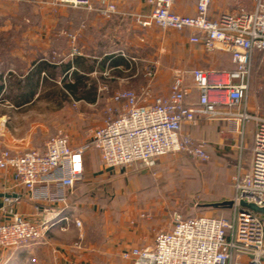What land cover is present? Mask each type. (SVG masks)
<instances>
[{
	"label": "crops",
	"instance_id": "0c3cea01",
	"mask_svg": "<svg viewBox=\"0 0 264 264\" xmlns=\"http://www.w3.org/2000/svg\"><path fill=\"white\" fill-rule=\"evenodd\" d=\"M39 1L0 0V150L25 152L44 148L49 138H45L41 123L36 122L35 110L41 107L45 77L59 73L73 76L74 82L66 84L71 88L65 86L66 89L60 90L64 98L71 93L77 102L94 106L105 87L100 81L122 91L124 78L132 76L133 91L144 87L169 95L174 81L171 84L168 78L180 73L188 93L192 94L196 91L193 70L235 68L230 54L209 51L202 43H192L189 31L182 32L188 35V40L178 37L173 42L178 45L177 53L169 59L171 45L166 33L157 26L144 28L137 22V18L151 13L148 0H94L99 5L111 2L117 6L118 13L109 18L64 6L57 10L51 4L53 0H43L47 2L44 5ZM196 4L197 0L193 3L177 0L173 10L183 16H195ZM242 8L252 10L253 0H212L210 17L237 14ZM60 27L65 29L64 35L58 32ZM187 42L192 46L190 50L186 49ZM149 72L154 75L148 76ZM196 93L194 100L188 95V101H196ZM116 107L118 116L121 108ZM211 121L224 124L217 143L225 151V142L230 145L240 134L226 118ZM199 122L203 121L185 125L183 135L189 136ZM256 129L257 125L247 169L253 161ZM83 161L86 182L99 177L100 152L93 147L88 149ZM78 193V187L69 192L65 205L38 202L15 185L10 172L1 171L0 224L20 215L30 222L45 223L47 232L40 243L12 250L0 248V264H130L121 258L125 250L152 247L154 241L149 237L167 231L154 222L145 225L138 220L132 203L126 213L119 212L106 220L109 231L105 230L108 235L102 236L101 242L90 243L87 219L79 208L82 199L75 196ZM76 221L81 222L80 227Z\"/></svg>",
	"mask_w": 264,
	"mask_h": 264
},
{
	"label": "built area",
	"instance_id": "2783aa9c",
	"mask_svg": "<svg viewBox=\"0 0 264 264\" xmlns=\"http://www.w3.org/2000/svg\"><path fill=\"white\" fill-rule=\"evenodd\" d=\"M177 0H148L152 11L137 18L144 28L189 31L192 43L209 51L231 55L229 71L191 72L198 99L188 101L184 77L177 73L170 94L150 100L149 89L139 97L134 91L117 93L113 101L121 108L94 132L92 141L80 147L69 136L50 137L42 149L25 152L0 150V172H10L15 185L38 202L66 204L69 192L84 179V153L97 149L105 168L119 169L141 164L155 166L162 156L184 152L198 161L209 155L202 144L184 136L185 125L199 119L226 118L239 134L245 123L256 121L253 161L236 178L232 216L175 217L172 227L157 233L152 247L125 250L121 258L130 264H264V217L241 207V202L264 209V118L240 115L237 110L248 98V78L254 56L264 55V0H253V9L210 17L212 0H197L195 16L174 12ZM64 6L95 12L104 18L118 13L114 3L94 0H53ZM154 75L149 72L148 76ZM226 107L227 110H222ZM78 227L80 221H76ZM45 223L30 222L15 215L0 224V248L12 250L44 241Z\"/></svg>",
	"mask_w": 264,
	"mask_h": 264
},
{
	"label": "rangeland",
	"instance_id": "374dc122",
	"mask_svg": "<svg viewBox=\"0 0 264 264\" xmlns=\"http://www.w3.org/2000/svg\"><path fill=\"white\" fill-rule=\"evenodd\" d=\"M40 2L42 5L47 3L43 0ZM189 2L193 3L194 0H185V3ZM51 4L53 5V1ZM61 7L54 8L58 10ZM60 28L59 34L64 35L65 29ZM163 31L170 39V59L173 55L176 56L178 48L177 43L173 42L178 37L187 40L189 37L176 30ZM187 44L186 49L190 50L192 46ZM74 79L73 76L60 73L44 78L41 107L35 110L36 122L41 123L46 139L64 134L71 138L73 145L83 146L92 141L94 132L109 118L116 116L117 107L113 98L122 91L133 92V77L124 78L126 83H123L122 91L113 89L107 82L100 81L105 87L99 93V101L94 106L77 102V98L71 93L64 98L61 88L66 89V84H72ZM168 79L172 84L174 78ZM139 89L134 92L142 97L145 89L144 87ZM151 90L149 89L150 100L167 95L165 92ZM189 95L194 100L197 93L195 91ZM237 113L252 118H264V55L260 52L255 54L250 69L248 98ZM38 114L40 118H37ZM200 120L203 122H199L189 136L195 143L205 147L209 155L207 161H198L184 152H179L160 157L152 168L135 164L128 168L108 169L102 163L99 177L91 179L88 183L84 177L77 186L79 193L75 196L82 199L79 208L87 219L86 229L89 232L90 243L101 242L102 236L108 235L105 230L109 231L106 220L119 212L126 213V208L132 203L133 208L137 209L138 220L145 225L154 222L164 230L172 227L173 220L177 216L222 218L229 215V210L214 209L211 205L234 198L236 178L241 171L247 169L250 160L256 121H247L244 129L246 131L247 128V134L244 132L238 135L237 140L230 145L226 141L224 151L217 143L224 124ZM115 198H118L116 206H114ZM158 232H155L152 238L149 237L152 239L151 242L155 241Z\"/></svg>",
	"mask_w": 264,
	"mask_h": 264
},
{
	"label": "water",
	"instance_id": "95a60500",
	"mask_svg": "<svg viewBox=\"0 0 264 264\" xmlns=\"http://www.w3.org/2000/svg\"><path fill=\"white\" fill-rule=\"evenodd\" d=\"M233 204H234L233 201L230 200V201H225L223 204H215V206L217 207L220 205V206H226V207L232 208ZM241 207L244 209L250 210L254 213L260 214L264 217V209L254 204H248L246 202H241Z\"/></svg>",
	"mask_w": 264,
	"mask_h": 264
},
{
	"label": "trees",
	"instance_id": "16d2710c",
	"mask_svg": "<svg viewBox=\"0 0 264 264\" xmlns=\"http://www.w3.org/2000/svg\"><path fill=\"white\" fill-rule=\"evenodd\" d=\"M66 87L69 88V89L71 88L70 85H66ZM229 201H230V200H229ZM224 202H225V201L220 202V203H215V204H223ZM215 204H212L211 207H213L214 209H218V210H229V211H230V212H229V215H227V216H222V218H229V217H231V215H232V213H231V212H232V208H229V207H226V206H220V205L216 207ZM218 218H219V217H218Z\"/></svg>",
	"mask_w": 264,
	"mask_h": 264
}]
</instances>
